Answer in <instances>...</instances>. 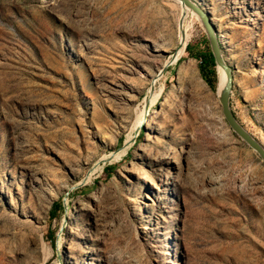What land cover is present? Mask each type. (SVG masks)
Segmentation results:
<instances>
[{
  "label": "rangeland",
  "instance_id": "rangeland-1",
  "mask_svg": "<svg viewBox=\"0 0 264 264\" xmlns=\"http://www.w3.org/2000/svg\"><path fill=\"white\" fill-rule=\"evenodd\" d=\"M195 1L230 109L264 142V0ZM178 15L173 0H0V264H264V162L201 76L198 18L174 60Z\"/></svg>",
  "mask_w": 264,
  "mask_h": 264
},
{
  "label": "water",
  "instance_id": "water-1",
  "mask_svg": "<svg viewBox=\"0 0 264 264\" xmlns=\"http://www.w3.org/2000/svg\"><path fill=\"white\" fill-rule=\"evenodd\" d=\"M183 7H186L190 9L198 18L200 24L202 25L206 38L208 40L210 51L214 58L215 63V71H216V79L218 76L219 69H222L225 72L226 79L222 85V87L217 91L218 101L221 108V114L224 118L227 125L230 127L231 130L241 139L243 140L252 150H254L257 155L260 157V159L264 162V147L260 142L253 137L238 121L232 110L229 106V97H230V91H231V84H232V71L230 66L226 63L223 53H222V47L219 40V37L217 36L215 26L212 23L208 12L200 6L195 0H179ZM168 64H165L161 71L157 74L158 76L161 74V72L165 69V67ZM217 85V83H216ZM153 88V84L150 85V90ZM147 112H148V102L145 103L144 106V114H143V120L140 124H138L135 128V132L129 141L131 143L135 137L138 135L140 129L143 126V122H145L147 118ZM124 146L119 147L117 150H121V148ZM113 151V152H115ZM111 158L104 159L101 163L109 162ZM88 172V171H87ZM86 177L77 184L76 186L82 185L86 181ZM76 186H72L71 188H74ZM70 188V189H71ZM69 191V190H68ZM68 191L65 193V195L62 198L63 207L65 209V198L68 193Z\"/></svg>",
  "mask_w": 264,
  "mask_h": 264
},
{
  "label": "bare ground",
  "instance_id": "bare-ground-1",
  "mask_svg": "<svg viewBox=\"0 0 264 264\" xmlns=\"http://www.w3.org/2000/svg\"><path fill=\"white\" fill-rule=\"evenodd\" d=\"M173 1L179 5V15H178V19H177V36H176V40H175V50L177 52V57L174 59V60H177L178 57L180 56V53L183 52L184 39L186 38V36L189 34V31H190L189 18L194 17L197 19V16L190 9L183 7L179 0H173ZM171 62L172 61L168 62L167 64H169ZM165 63H166V61L163 63V65H165ZM225 79H226L225 72L222 69H219L217 81H216V83H217L216 90L217 91L222 87ZM157 94L158 93L156 91H154L153 97L150 99V102L151 101L153 102V100H154L155 96H157ZM147 115H148V112H147ZM143 125H144V122H143ZM251 135H252V133H251ZM128 139L129 138L127 137V141H128ZM260 142H261L260 144H262V146L264 147V142L261 140H260ZM101 161H103V159H101Z\"/></svg>",
  "mask_w": 264,
  "mask_h": 264
},
{
  "label": "trees",
  "instance_id": "trees-1",
  "mask_svg": "<svg viewBox=\"0 0 264 264\" xmlns=\"http://www.w3.org/2000/svg\"><path fill=\"white\" fill-rule=\"evenodd\" d=\"M199 58H200L199 70H200L201 76L203 77L204 81L209 86H213L214 80L216 79V71H215L214 58L209 48L207 49V51L201 52V54L199 55ZM142 133H143V130L141 128L138 136H142ZM58 210L59 211L64 210L62 199L52 205V210L50 211V217L53 218L56 214V211ZM54 239H55V234H54V231H52L50 232V241L54 242Z\"/></svg>",
  "mask_w": 264,
  "mask_h": 264
}]
</instances>
